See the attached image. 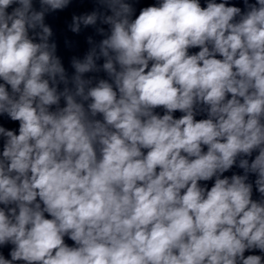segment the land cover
I'll return each mask as SVG.
<instances>
[{
    "label": "clouds",
    "instance_id": "clouds-1",
    "mask_svg": "<svg viewBox=\"0 0 264 264\" xmlns=\"http://www.w3.org/2000/svg\"><path fill=\"white\" fill-rule=\"evenodd\" d=\"M92 2L0 0V264H264V0Z\"/></svg>",
    "mask_w": 264,
    "mask_h": 264
}]
</instances>
